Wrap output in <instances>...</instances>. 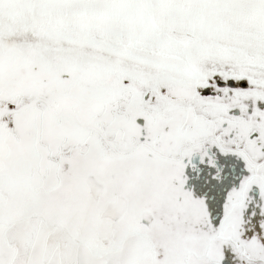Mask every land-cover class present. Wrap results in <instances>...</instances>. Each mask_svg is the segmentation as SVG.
<instances>
[{
	"label": "snow or ice",
	"instance_id": "obj_1",
	"mask_svg": "<svg viewBox=\"0 0 264 264\" xmlns=\"http://www.w3.org/2000/svg\"><path fill=\"white\" fill-rule=\"evenodd\" d=\"M0 264H264V0H0Z\"/></svg>",
	"mask_w": 264,
	"mask_h": 264
}]
</instances>
